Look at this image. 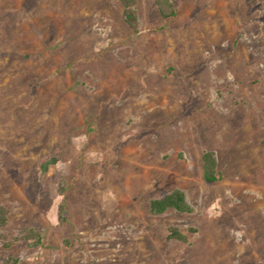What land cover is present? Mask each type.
Segmentation results:
<instances>
[{"label": "rangeland", "instance_id": "374dc122", "mask_svg": "<svg viewBox=\"0 0 264 264\" xmlns=\"http://www.w3.org/2000/svg\"><path fill=\"white\" fill-rule=\"evenodd\" d=\"M173 1L0 0V260L264 264V0Z\"/></svg>", "mask_w": 264, "mask_h": 264}, {"label": "trees", "instance_id": "16d2710c", "mask_svg": "<svg viewBox=\"0 0 264 264\" xmlns=\"http://www.w3.org/2000/svg\"><path fill=\"white\" fill-rule=\"evenodd\" d=\"M161 13L166 16H176L178 9L173 0H155ZM122 7V14L127 25L132 29H137L138 16L135 8L136 0H119ZM202 163H203V176L207 181H217L221 179L222 175L218 169V162L215 151L212 149H207L202 153ZM150 211L154 214H161L169 209H174L179 212H191L192 206L186 198L184 190L181 188H175L169 193L165 194L160 198H153L149 202ZM65 211V201L59 205V218L65 219L66 216L63 213ZM9 217L8 208L0 203V227L7 224ZM170 237L185 240L187 235L176 226L169 227ZM20 239L29 240L30 244L33 246L39 245L42 242V235L37 230H32L29 234H26ZM0 264H20L19 259L15 255H8L0 260Z\"/></svg>", "mask_w": 264, "mask_h": 264}]
</instances>
